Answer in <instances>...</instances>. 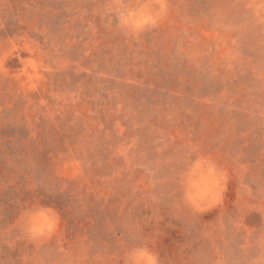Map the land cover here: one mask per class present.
Masks as SVG:
<instances>
[{
    "label": "rangeland",
    "instance_id": "obj_1",
    "mask_svg": "<svg viewBox=\"0 0 264 264\" xmlns=\"http://www.w3.org/2000/svg\"><path fill=\"white\" fill-rule=\"evenodd\" d=\"M264 264V0H0V264Z\"/></svg>",
    "mask_w": 264,
    "mask_h": 264
},
{
    "label": "clouds",
    "instance_id": "obj_2",
    "mask_svg": "<svg viewBox=\"0 0 264 264\" xmlns=\"http://www.w3.org/2000/svg\"><path fill=\"white\" fill-rule=\"evenodd\" d=\"M148 260H149V264H154V262L151 260L150 257L148 258Z\"/></svg>",
    "mask_w": 264,
    "mask_h": 264
}]
</instances>
